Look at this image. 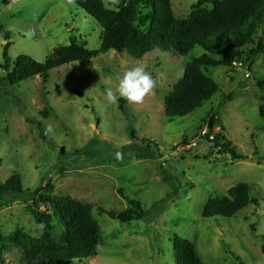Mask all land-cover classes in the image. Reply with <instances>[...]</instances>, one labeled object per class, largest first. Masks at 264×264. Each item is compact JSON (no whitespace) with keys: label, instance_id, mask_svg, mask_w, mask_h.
I'll return each instance as SVG.
<instances>
[{"label":"rangeland","instance_id":"1","mask_svg":"<svg viewBox=\"0 0 264 264\" xmlns=\"http://www.w3.org/2000/svg\"><path fill=\"white\" fill-rule=\"evenodd\" d=\"M103 1L116 9L114 0ZM199 2L171 0L179 19L204 6ZM0 26V65L7 41L11 61L22 54L44 61L74 36L93 50L101 44L102 26L67 0H0ZM263 36L264 21L242 50L252 51ZM204 52L201 46L188 55L155 48L133 58L126 50H109L91 64L70 62L52 69L46 81L37 75L14 86L3 81L0 66V185L20 174L24 187L21 194L3 196L0 233H43L32 211L46 209L36 190L49 181L50 195L92 203L100 226L97 255L71 264H177L176 234L195 244L205 264H264V87L258 84L264 52L250 68L244 61L204 68L218 91L189 115L168 116L166 96L192 58ZM137 63L147 66L154 87L142 102L125 99L123 109L121 98L109 103L106 88L115 90L118 76ZM205 127L222 131L247 158L234 159L205 136L188 147ZM240 182L250 185L258 204L233 217H203L209 199L228 195ZM119 188L141 202L144 218L124 223L98 212L129 207ZM55 226L60 235L62 226L56 220ZM0 264H25L21 248L0 244Z\"/></svg>","mask_w":264,"mask_h":264},{"label":"trees","instance_id":"2","mask_svg":"<svg viewBox=\"0 0 264 264\" xmlns=\"http://www.w3.org/2000/svg\"><path fill=\"white\" fill-rule=\"evenodd\" d=\"M14 1L2 0V3L8 5ZM67 1L85 10L102 26L100 48L90 49L86 42L74 36L70 44L55 47L44 61L28 54L19 55L11 61L8 55L11 42L7 41L3 49L5 63L0 66L6 74L3 81L8 85L14 86L37 75L46 81L52 69L75 61L91 64L99 52L126 50L133 58H142L155 48L188 55L196 46H201L205 52L192 58L185 67L183 77L165 98L166 114L181 117L201 108L219 89L217 82L204 73V68L219 65L233 67L234 62L240 61L248 63L250 68L254 57L264 52V36L252 51L242 50L252 41L264 21V0H200L204 6L195 8L184 19L176 18L171 0H114L116 9L106 7L103 0ZM146 9L150 12H145ZM2 29L0 26V33ZM258 84L264 87V79ZM125 102V99H120L121 109ZM41 136L46 140L44 132ZM212 142L215 147L222 145L234 159L247 158L236 150L222 131ZM53 188L48 181L36 190L40 193L37 201L46 205L43 211H32L36 223L44 225L40 236L33 237L21 230L0 233V244L10 243L21 248L25 264H71L75 259L97 255L101 232L94 215V205L68 195L52 196L50 192ZM43 191L45 193H41ZM23 192L22 177L14 174L0 185V203L6 194ZM118 192L128 201L129 207L122 212L98 207L100 214L106 213L124 223L146 216L140 201L127 196L123 188H119ZM250 192L249 184L238 183L229 189L228 195L209 199L203 217L236 216L249 204H258V199ZM55 220L63 228L60 235L55 234ZM173 248L177 264H205L195 244L188 238L176 234Z\"/></svg>","mask_w":264,"mask_h":264},{"label":"clouds","instance_id":"3","mask_svg":"<svg viewBox=\"0 0 264 264\" xmlns=\"http://www.w3.org/2000/svg\"><path fill=\"white\" fill-rule=\"evenodd\" d=\"M154 84L155 81L152 74L147 71V66L143 63H137L118 76V84L115 90L111 86L106 88V98L109 103H116L120 98L139 103L154 87ZM119 155L117 153L118 157Z\"/></svg>","mask_w":264,"mask_h":264},{"label":"built area","instance_id":"4","mask_svg":"<svg viewBox=\"0 0 264 264\" xmlns=\"http://www.w3.org/2000/svg\"><path fill=\"white\" fill-rule=\"evenodd\" d=\"M235 66H240L241 63L239 62H234ZM247 76H250V73L248 72L246 74ZM218 133V130H214V129H209L208 127H205L203 129H201L200 135L197 137V140H193L188 147H194L198 145V139H201V137L205 136L208 138L209 141H213L215 140L216 134Z\"/></svg>","mask_w":264,"mask_h":264},{"label":"water","instance_id":"5","mask_svg":"<svg viewBox=\"0 0 264 264\" xmlns=\"http://www.w3.org/2000/svg\"><path fill=\"white\" fill-rule=\"evenodd\" d=\"M209 128H212V120L210 121Z\"/></svg>","mask_w":264,"mask_h":264}]
</instances>
